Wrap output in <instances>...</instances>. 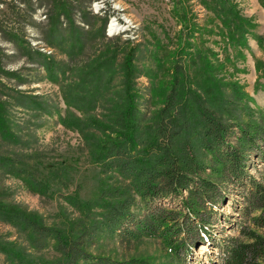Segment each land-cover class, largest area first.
<instances>
[{
    "label": "rangeland",
    "instance_id": "1",
    "mask_svg": "<svg viewBox=\"0 0 264 264\" xmlns=\"http://www.w3.org/2000/svg\"><path fill=\"white\" fill-rule=\"evenodd\" d=\"M61 4L77 28L62 30L67 22L58 1L0 0V118L8 132L0 137V164L8 158L35 180L3 173L0 168L1 203L17 206L65 233L77 232L99 218L97 196L115 177L102 175L93 162L94 145L102 134L89 120L112 122L116 112L109 110L110 103L118 104L117 91L125 89L141 111L126 112L125 122L151 125L171 82L174 62L185 66L186 85L200 105L221 120L228 119L224 106L243 122L248 110L264 113V0H61ZM213 6L222 9L225 21L233 12L241 18V27L233 35L239 44L231 45L221 35L226 29L211 11ZM114 20L118 26L112 29ZM12 33L20 41H13ZM185 41L191 44L190 55L184 50L175 59L178 42L182 46ZM125 57L131 68L125 69ZM105 60L111 64L108 71ZM96 66L93 100L88 75ZM215 70L218 73L213 76ZM82 73L86 80L81 79ZM227 83L234 87L228 88ZM185 143L203 164H211L191 136L176 138L173 146ZM245 172L264 185L259 160L248 159ZM204 174L210 176L208 170ZM235 183L222 186V201L205 205L209 238L194 234L185 239L183 248L172 251L155 238L126 241L102 236L86 251L114 260L143 258L152 264H216L218 244L239 238V224L253 228L241 215L246 205ZM161 202L149 206L172 204L170 199ZM135 208L141 209L138 199ZM255 231L264 238V228ZM0 242H16V249L27 250L25 236L1 221ZM27 252L35 263L54 256L51 245L41 252ZM0 264L14 263L0 253Z\"/></svg>",
    "mask_w": 264,
    "mask_h": 264
},
{
    "label": "trees",
    "instance_id": "2",
    "mask_svg": "<svg viewBox=\"0 0 264 264\" xmlns=\"http://www.w3.org/2000/svg\"><path fill=\"white\" fill-rule=\"evenodd\" d=\"M45 1L48 3L58 1L59 6L62 5L61 0ZM229 7L233 8L231 5ZM59 9L67 22L66 28L62 30L77 28L67 16L66 6L63 5ZM211 11L220 18L221 26L226 29L221 35L227 38L229 44H239L240 42L233 40V35L241 27V18L233 12L231 19L225 21L222 9L213 6ZM51 15L48 14L47 17L51 18ZM82 20L86 22L87 19L82 16ZM52 31L54 27L49 28L46 33ZM10 37L14 39L13 41L19 40L16 34L12 33ZM190 47L191 44L187 41L182 46L178 42L173 57L179 58V54L184 50L186 55H190ZM29 54L44 58L35 51H29ZM105 63V70H110V62L105 60ZM204 63L208 71H212L210 64ZM124 64L125 69L131 68L126 57ZM184 67L179 62L171 64V82L160 108L151 118V125L134 126L132 121L125 122L126 112L132 110L141 112L137 105L132 104L125 89L117 91L119 98L121 97L118 104L110 103L109 110L116 112L112 122L108 124L90 118L93 127L98 128L102 134L101 139H97L94 145L93 162L97 164L102 175H113L115 180L107 190H101L97 196L100 215L99 218L93 219L89 226H80L82 228H78L77 232L72 233L70 229L65 233L63 230L44 225L33 214L17 206L0 202V221L9 224L25 236L27 250L41 252L51 245L54 253L51 259L35 263L26 249H16V242L8 244L0 242V253L9 262L152 264L143 258L114 260L95 256L86 250L102 236L117 237L126 241L155 238L172 251L183 248L185 239L194 234L199 236L198 238H209V216L204 213L205 205L212 207L218 201H222L225 197L223 188L225 182L234 181L239 185L243 203L246 205L241 209V215L253 228L239 224L237 232L240 239L231 237L225 240V243L218 244L216 264H262L264 238L255 229L264 228V185L256 181L249 172H245V169L250 158L259 160L264 169V113L248 110L243 122L224 106L228 119L221 120L214 112L201 106L198 97L186 85L187 77L182 74L185 72ZM89 72L88 85L92 87L89 95L90 99H93L97 96V86L96 82L93 83L92 76L94 72H99L98 66ZM216 73L217 70L212 72L213 76ZM80 77L86 80L87 75L82 73ZM213 82L218 89V84ZM226 85L228 88L234 87L231 83ZM66 104L69 103L66 101ZM191 114L194 116L189 117ZM70 117L64 121L65 125L69 124L67 120ZM7 136L5 121L0 118V137ZM180 136H191L197 147L209 157L211 164L205 165L197 159L193 147L187 143L181 147H174L175 139ZM4 161L0 164L3 173L35 181L31 180L34 178L27 174L22 166L11 163L8 158ZM205 170L209 171L210 176H205ZM136 199L141 209L134 211ZM165 199H170L172 204L149 206L153 202Z\"/></svg>",
    "mask_w": 264,
    "mask_h": 264
},
{
    "label": "built area",
    "instance_id": "3",
    "mask_svg": "<svg viewBox=\"0 0 264 264\" xmlns=\"http://www.w3.org/2000/svg\"><path fill=\"white\" fill-rule=\"evenodd\" d=\"M113 23H114V25L113 26H110V27H112V29H115L118 26V22H116V20H114Z\"/></svg>",
    "mask_w": 264,
    "mask_h": 264
},
{
    "label": "bare ground",
    "instance_id": "4",
    "mask_svg": "<svg viewBox=\"0 0 264 264\" xmlns=\"http://www.w3.org/2000/svg\"><path fill=\"white\" fill-rule=\"evenodd\" d=\"M113 26V25H112Z\"/></svg>",
    "mask_w": 264,
    "mask_h": 264
}]
</instances>
